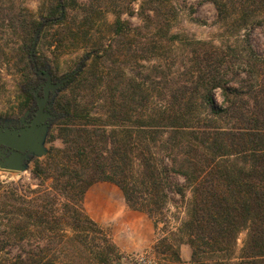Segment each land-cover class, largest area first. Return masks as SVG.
<instances>
[{"label": "trees", "instance_id": "trees-1", "mask_svg": "<svg viewBox=\"0 0 264 264\" xmlns=\"http://www.w3.org/2000/svg\"><path fill=\"white\" fill-rule=\"evenodd\" d=\"M19 1L0 0V50L25 77L32 72L34 33L44 19L60 16L61 5V20L42 29L35 55L41 44L55 43L65 52L82 35L93 61L67 86L70 96L55 101L63 115L56 139L63 147L33 169L50 186L18 191L0 182V264H59L49 255L51 234L63 223L77 232L99 227L82 206L87 190L99 182L116 186L131 210L161 230L152 246L154 264H264V52L256 53L249 42L251 29H264V0H211L219 24L244 31L243 41L189 42L183 73L174 77L161 65V83L142 76L135 52L127 76L122 58L126 49L131 52L124 40L136 42L135 31L151 34L149 44L155 41L161 53L181 42L170 31L177 17L170 0H142L140 28L122 19L134 14L137 0H89L87 7L43 0L38 20ZM97 10L115 15L109 44L89 39V28L83 31ZM30 83L25 81L24 91ZM30 101L25 91L20 110ZM186 191L188 219L173 231L165 209L171 195L184 199ZM243 231L246 239L235 257ZM182 237L191 250L188 263L180 257ZM73 241L74 251L75 243L90 244L84 264L122 262L109 237Z\"/></svg>", "mask_w": 264, "mask_h": 264}, {"label": "rangeland", "instance_id": "rangeland-1", "mask_svg": "<svg viewBox=\"0 0 264 264\" xmlns=\"http://www.w3.org/2000/svg\"><path fill=\"white\" fill-rule=\"evenodd\" d=\"M19 2L20 5L32 13L36 20L39 19L40 11L44 9L43 0H22ZM75 2L77 5L85 4L86 7L89 4V0H75ZM170 3L177 14L176 19L172 22L170 31L171 34H178L181 41L179 42L180 44L177 42L173 46L171 44V46H168L161 53V48H157L159 45L155 44V41L153 44H149L148 39L151 34L142 30L135 31V35L137 36L135 38L136 42L130 37L124 40V42L130 41L129 47L131 49V52L128 50L129 53H127V49H124L125 53L122 58V63L126 65L124 71L127 76H132L130 70L132 59L130 58L133 57V52H135L134 56L137 58V64L142 68H139L142 76L149 75L154 82L161 83V65L164 67V72H170L174 77L178 76L176 74L180 75L183 73V67H185V63H187L188 57H190L189 42L209 41L215 45L232 46L238 41H243V37L245 36L244 31L239 34L234 33L231 28L219 24L211 0H170ZM141 4L142 0L135 1L133 3L134 14L131 17L127 15L122 16V19L129 21L134 28L143 26V23L136 15ZM114 21L115 15L113 13L97 10L93 14L92 24L89 25L90 27H84L83 31L89 28V39L94 38L93 40L95 41L100 40L109 44L110 40H115L111 32V25ZM157 33L156 31L153 34L156 35ZM235 34L238 35L236 36ZM78 37L79 39L76 41L74 47L65 52H60L55 43L50 48L46 47L45 44L43 46L41 44L36 54L39 64L49 65L55 76L72 73L79 64H82V67L85 63H87V66L91 65L93 57L87 55L88 52H91V47L88 46L89 44L86 45V40H84L82 35ZM157 39H161V34L158 35ZM118 41L121 42V39H118ZM249 42L256 53L262 54L264 52L263 27L253 28L249 31ZM152 52L153 54H150ZM148 66H155L156 68H145ZM100 67L103 69V66ZM26 80L31 82L36 81L33 72L28 77H25L19 71L13 58L6 57L5 52L0 50V116H20L24 110L29 108L31 101L26 108L22 111L20 110L24 100V83ZM158 91L161 92V89ZM70 94L71 91L69 88H66L58 97H69ZM215 98L218 102L220 101L218 92ZM62 118L63 115L60 114L59 119L53 123L47 137L46 147L49 153L63 147L61 140L56 139L58 125ZM47 157L33 160L29 164L28 170L23 173L0 170V182L2 185L11 186L18 191L35 190L40 187L50 186V180L42 181L41 178L35 176L33 173L37 161L43 166L48 161ZM170 199L165 212L170 229L176 231L181 222L188 219V203L191 199V192L186 191L184 199L174 195H171ZM82 206L87 216L97 223L99 227L93 231L88 227L85 232L73 231L65 223L58 227L57 232L55 231L51 234L55 236L51 238L53 243L50 246L49 255L55 258L59 264H84L89 257L90 244L85 245L83 242L75 243L78 245L79 250L74 251L69 246L71 240H90L94 243H100L106 237L111 239L119 255L123 257L121 264L155 263L156 260L152 252V246L161 235V230L155 229L152 221L145 214L131 210L116 186L105 182L92 185L83 197ZM162 226L160 224L159 228H162ZM60 228L65 229L66 232L62 233L59 230ZM40 237L37 234L34 239L38 240ZM245 239L246 232L243 231L238 236L235 257H239L240 249ZM61 241H65V243L61 246H56ZM40 243L43 244L45 242ZM179 251L182 261L188 263L191 250L186 244L185 237H182ZM236 261L235 258L233 262Z\"/></svg>", "mask_w": 264, "mask_h": 264}, {"label": "water", "instance_id": "water-1", "mask_svg": "<svg viewBox=\"0 0 264 264\" xmlns=\"http://www.w3.org/2000/svg\"><path fill=\"white\" fill-rule=\"evenodd\" d=\"M64 8L58 18L44 19L34 33L28 59L31 61V69L36 78L41 79V84L33 88L28 84L25 91L32 96L36 105L35 112L31 115L26 110L19 118V126H12V121L0 122V170L23 173L28 170L29 164L36 159L47 156V137L53 123L59 119L60 114L55 111L54 103L58 96L67 88L72 79L82 70V64L69 75H62L57 80H52L50 66L38 67L34 53L40 39V32L45 25L59 22ZM85 60V59H84ZM40 90L42 95H39ZM30 121L28 122L27 120Z\"/></svg>", "mask_w": 264, "mask_h": 264}, {"label": "flooded vegetation", "instance_id": "flooded-vegetation-1", "mask_svg": "<svg viewBox=\"0 0 264 264\" xmlns=\"http://www.w3.org/2000/svg\"><path fill=\"white\" fill-rule=\"evenodd\" d=\"M36 61H37V59H36ZM37 64H38V67H44V66H47V64H45V65H42V64H39L38 62H37ZM50 71H51V74H52V80H57V79H59L61 76H55L54 75V73L52 72V70L50 69ZM34 74V73H33ZM69 74H71V73H67L66 75H69ZM35 77V76H34ZM35 79H36V81L35 82H31L30 84H32V87L33 88H37L40 84H41V79L40 78H36L35 77ZM29 94V93H28ZM30 95V94H29ZM39 95H42V91L40 90V92H39ZM31 96V95H30ZM56 101V100H55ZM55 104V103H54ZM26 110H30L31 111V114L29 115V117L31 118V115L35 112V110H36V105L33 103V100H32V96H31V104H30V106H29V108H27ZM26 110H24V112L26 111ZM24 112L20 115V116H0V122L3 124V123H5L7 120H11L12 121V126H14V127H18L19 125V118L24 114ZM28 122L30 121V119L29 120H27Z\"/></svg>", "mask_w": 264, "mask_h": 264}]
</instances>
